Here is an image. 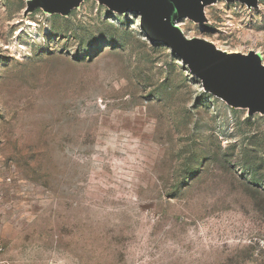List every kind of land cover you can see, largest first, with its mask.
Listing matches in <instances>:
<instances>
[{
	"label": "rangeland",
	"instance_id": "obj_1",
	"mask_svg": "<svg viewBox=\"0 0 264 264\" xmlns=\"http://www.w3.org/2000/svg\"><path fill=\"white\" fill-rule=\"evenodd\" d=\"M0 0V264H264V114L206 92L140 16ZM187 37L264 60V0Z\"/></svg>",
	"mask_w": 264,
	"mask_h": 264
},
{
	"label": "water",
	"instance_id": "obj_2",
	"mask_svg": "<svg viewBox=\"0 0 264 264\" xmlns=\"http://www.w3.org/2000/svg\"><path fill=\"white\" fill-rule=\"evenodd\" d=\"M117 12L134 11L140 16L145 37L152 43L169 47L190 72L199 78L203 89L232 107L247 108L249 114H264V60L254 51L227 52L213 42L187 37L177 21L189 18L206 20L204 8L218 0H97ZM238 1L256 7L258 0ZM82 0H27L25 12L41 8L50 13L67 15Z\"/></svg>",
	"mask_w": 264,
	"mask_h": 264
},
{
	"label": "built area",
	"instance_id": "obj_3",
	"mask_svg": "<svg viewBox=\"0 0 264 264\" xmlns=\"http://www.w3.org/2000/svg\"><path fill=\"white\" fill-rule=\"evenodd\" d=\"M1 249V248H0Z\"/></svg>",
	"mask_w": 264,
	"mask_h": 264
}]
</instances>
